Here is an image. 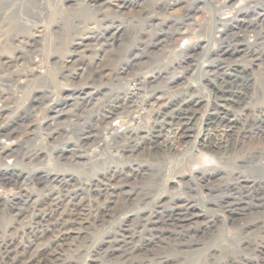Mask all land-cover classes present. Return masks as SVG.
Listing matches in <instances>:
<instances>
[{"label": "bare ground", "instance_id": "6f19581e", "mask_svg": "<svg viewBox=\"0 0 264 264\" xmlns=\"http://www.w3.org/2000/svg\"><path fill=\"white\" fill-rule=\"evenodd\" d=\"M89 1L93 6L97 3V0ZM231 1L232 0H226V4H229ZM65 2L68 6H71L69 8L80 7L83 9L84 6L83 2V5L72 2V0H65ZM55 4L54 7L56 6ZM104 4L105 3H103V5ZM113 5V7L120 9L128 7L130 4L126 1H121ZM49 6L51 5H49L48 0H0V8H39L40 10V8L45 9ZM62 8L65 9V5H62ZM260 8L262 11L256 14L257 17L255 21L257 20L256 23L261 21L262 24L264 21V8L261 6ZM69 10L74 11L75 9ZM230 11H236L235 13L233 12L235 16H241L242 18H244L246 14V12L241 11L239 8H237V10L233 8V10ZM23 12H25V10ZM187 12V15H189V11ZM230 13L228 14L230 15ZM50 15L52 16L51 13ZM56 15H54L55 18ZM62 18L64 19L63 16ZM6 19L7 12L0 15V43L6 40V38L3 37L10 24ZM216 20L217 22L228 21L229 16L218 17L216 15ZM29 21V19L22 20V22L18 21L15 22L14 25L18 27L23 25L26 26V28L28 26L36 27L40 33L45 29L44 27L46 24L43 26L38 25L35 21ZM185 21L186 20H183L179 24L180 27L182 26L181 28L177 26L174 31L175 35L170 32V38H172V36L175 38L190 34V26L182 29L185 25ZM261 24L258 23L260 29L257 31L254 40H252L253 42L248 40L246 34H244L243 37L236 35L238 38L234 37V40L238 42L234 44L235 46L226 45L214 50L213 55L218 58L227 56L233 57L234 55L245 53L249 55V59H247L246 63L233 66L229 65L228 71H225L226 68L222 66L223 60H212L209 65L210 70L205 71L204 81L201 87L208 86V89L210 87L213 110L203 122L204 126L207 128L204 134L206 141H203L202 145L206 149L207 153H205H209V163L203 165L197 172L192 173L193 175L189 177L188 180L181 182L178 186L176 185L177 191L173 194L168 195L164 192L166 183L164 181L165 178L170 176L173 171L175 172V168L180 165L179 163L187 156L194 155L193 143L196 142L195 135L197 133V130L194 128L196 114L194 115L195 110H192L191 106L185 103L183 98L198 93L197 89L192 90V88L190 89L188 87L191 81H188L185 75L194 65L192 63V57H194V54L200 49V43L195 44L191 52L181 48V61L190 59V64L188 63L189 67L185 69L184 73L182 72L183 74L177 75L176 78L174 76V78L167 77V82H163L165 87H161L162 84H159L163 91L159 96H155L156 90L149 86V78H144L133 73L132 78L128 80V85L122 89V95H120V92H117L106 96L105 92L104 95L106 97L104 96V99L100 101L97 100L94 105H91L93 109H95L87 110L89 113L86 112V115H83L84 117L82 118L77 111H79L82 104L86 106L91 102L90 99L93 97V94L89 92L82 94L84 91L82 87L80 89L81 92L75 97L73 95L72 98V96L69 95L70 97L66 101L70 100V105H73V108L71 107L72 109L68 111L70 117L68 119V125H66V127H61L66 128L65 132H69V135H75V141H73L74 143L70 147V165L73 167L79 166L86 172L94 167H98L99 171L93 175H83L84 179H80L77 178L78 175L74 176L71 174L67 177L65 174L59 175L36 170V177L34 180L32 179V181H29L27 178H24L26 181H23V179L21 180L23 175L17 174V171H15L16 160H14L15 163L10 164L8 161L9 164L0 166V215H4L6 212L8 214L13 213L7 225L0 228V264H77L78 259L82 256L84 257V254H88L90 251H94L97 258H100V255L103 253L106 257H110V259L113 256L115 257V255H118L119 259H123L131 256L133 253L130 243L134 239L135 231L132 228H135V230L141 228V232L143 230L153 232L156 236L154 237L158 239L157 242H169L178 235L181 236L191 232L195 233L196 229H199V226L196 225V221L205 216V210H200L198 206L202 205L203 207H207V203H211L215 207L228 209L230 211L240 202L241 199L239 197L249 198L254 196L256 197L254 199H257L259 203L263 204L264 179L257 181V177L253 176L251 173L252 171H257L261 173L264 178V100H258V97L255 96L256 94L252 87V78L249 75L250 69H252L250 65L253 66L252 61L255 58L259 60L262 53H264V47L262 48L261 46L264 44V29ZM227 27L226 31H228L230 26ZM118 30V28L114 31L112 30L108 38L105 39V43L101 42L103 39L100 40L103 36L100 32L94 33L92 37H85L89 38L91 41L93 39L94 42L96 41L101 47L98 49L101 50V56L99 55L101 58H98V55L95 56V60L94 58H88L90 62L87 65L90 67V71L92 69L90 72L92 76L102 75L105 65L101 72V70L98 69L99 66L97 67V65H95V61L99 63L109 51H113L115 48H113V43ZM162 32L163 36L158 32L150 42L154 41V43L156 42L155 44L158 42L159 44L166 43L168 31L166 29L165 31L162 30ZM224 34L225 29H218L215 34L213 33L210 39L219 40L224 37ZM81 43L80 40L73 45V48L79 47L77 49L80 50ZM207 44L208 40L206 41V45ZM149 45L150 44L147 46L149 47ZM201 48L205 50L204 54L208 55L212 53L207 50L208 46H201ZM147 49L143 52V54L147 56L146 59H148L149 54ZM76 57L78 56L75 55L74 58V55L70 53L67 62L70 65V69L68 68L69 71L67 69V75H69V78L72 77L75 80L77 77L81 78L85 70L82 67L79 68L80 70L72 67V65L74 66L75 64ZM240 57H242V54L239 56V59ZM139 59L136 60L135 65L131 67L133 69L132 71L138 70L141 66L143 61ZM32 61L33 62H30L33 63V65H37L36 62L38 63V60L36 61V59H33ZM25 62L27 61L25 60ZM9 64H11V62ZM110 66L112 65L110 64ZM8 68V65L6 67L5 65L1 66L0 72H6L5 69ZM122 70L123 69L119 68L117 72H123L124 70ZM116 74L114 76H117ZM150 78L151 81H154L157 76L153 75ZM183 79L187 80L189 83L185 87V84L183 86L180 85L183 88L172 86L173 83H175V85L183 84ZM23 81L22 79V82ZM16 82H18V79L15 80V83ZM22 82L20 81L19 83ZM113 83H110V85ZM107 84L109 85V83ZM146 88H150V92L145 94L147 91ZM171 88L175 89L174 92L170 93L168 89ZM143 89H145V91H143ZM142 92L143 94H141ZM166 93L168 95H166ZM181 93H183L182 98ZM10 97H3L0 92V114L6 107V100L8 102ZM38 98L39 97L32 99L30 103L33 105L30 106H34L35 104L38 105V100L40 99ZM59 105V100H56L53 105L50 106V109L54 110L57 115H49L46 118L47 125L50 126V129L53 131L58 130V124L60 123L57 120L60 114ZM61 108H63V106ZM117 118H125L127 122H125V125L122 127L113 126L112 122ZM65 122L63 121L62 123ZM12 131L13 130L9 128L0 127V138L6 135H9L8 138H10L16 134L12 133ZM26 137H29L28 134ZM143 146H147L148 148H146V157L148 156V158L140 160L138 159L139 157L136 158L135 155ZM212 153L216 156L212 155ZM7 156H15L14 158L20 156L19 161L22 159L21 162L27 161V164H31L34 161L36 163L39 159V153H37L36 150L19 152L18 148L13 150V147L5 146L2 140H0V161L7 158ZM78 161H84V163L80 165ZM126 170L129 171V175L125 172ZM248 172L250 173L246 174ZM91 173H93V171ZM125 173L127 175H125ZM226 175V179H223ZM138 177L142 185H138L139 187L134 185L135 187H130V189L125 190V188L129 186L127 185L129 180L134 182ZM259 177L261 178V176ZM52 183L56 184L58 189L57 191L55 190L56 192H53L54 195L52 194L54 196V198H52L54 203H51L48 207L37 205L36 199L38 197L36 196L37 198L32 200L33 195L30 191L27 190L25 194L23 193L25 189L32 190L37 186H41L44 191H47L45 195H49L52 191L49 192L48 186ZM201 184L207 187L208 199L206 198L207 195L204 198L199 196V185ZM162 190H164V193ZM155 193H157L158 196H156ZM27 204L28 206H26ZM5 210L6 212H4ZM123 214L126 215V220L119 223L117 222L115 227L114 222ZM130 221H136V224L131 226V229L125 226V223H129ZM131 222L129 225H131ZM110 227L113 228V230H110ZM98 232L104 233L107 238L112 237V239L106 241L101 239L100 242L94 243L93 240ZM153 240L154 239L148 240L144 246L140 245L137 248L138 253L143 259L133 260L132 258H127L129 260L126 261L125 259L124 264H168L169 260L167 258H163L155 249H152ZM183 244V241H179L177 246L182 247ZM242 249L246 253L252 255L253 258L255 257V260L231 256L226 257L220 264H264V234L256 238L254 242H246ZM41 253H45L48 258L41 260L39 257ZM92 264H96V262L94 261ZM99 264H110V260L104 259V261Z\"/></svg>", "mask_w": 264, "mask_h": 264}, {"label": "rangeland", "instance_id": "374dc122", "mask_svg": "<svg viewBox=\"0 0 264 264\" xmlns=\"http://www.w3.org/2000/svg\"><path fill=\"white\" fill-rule=\"evenodd\" d=\"M121 1H126L130 5L128 7L120 9L113 7V4H117ZM48 2L51 6L45 9L40 8V10L39 8H27L28 10L26 8H0V15L7 12L6 21L10 22V24L8 25L9 30L7 29L5 31V34H7H4L3 37L6 38V40H4V44L0 43V67L4 65L5 67L7 65L9 67L8 69H5L6 72H0V92L2 93L3 97L11 96V99L9 98L8 102L6 100V107L0 114V127L9 128L10 130H13L12 133L17 134L11 136L10 138H8L9 135H6L0 138V140H2V143L5 146L13 147V150L15 148H18L19 152L25 150H36L37 153H39V159L38 161H36V163L34 161L31 164H27V161L21 162L22 159L19 161L20 156L17 158H14L15 156H10L11 158L7 156V158H4L2 161H0V166L9 164V162L10 164L15 163L14 160H16L15 171H17V174L19 173L23 175V177L21 178V180L23 179V181H26V179L24 178H27L29 181H32V179L34 180L36 177V170H42L44 172H51L59 175L65 174L67 175V177L71 174L74 176L78 175L77 178L80 179H84L85 175H93L94 173H97L99 171L98 167H94L90 171L86 172L83 171V169L79 166L73 167L70 165V147L74 143L73 141H75V135H69V132H65L66 128L61 127H66V125H68V119L70 118L68 111L73 108V105H70V100H66L69 99L70 96H72L73 98V95L75 97L77 94H79L82 87L84 88L82 94L88 92L93 94V97L90 99L91 102L86 106L82 104V106L79 108V111H77L78 114L81 115L80 117L83 118L86 115V112L89 113V110L95 109H93V106L91 105H94L97 100L100 101L109 94H114L117 92L121 93L122 89L128 85V80L132 78L133 73H136L137 75L144 78H149V86H151L152 89L154 88L156 90L155 96H159V94L163 92L161 90V87H165L163 84L167 82L168 78H171L173 76L176 78L177 75L183 74L185 69L189 67L190 59L181 61V48L191 52L193 46L200 43V49L197 50V52L199 51L198 54L196 52L194 54V57H192V63L194 65L191 70H189V72L185 75L188 81H191L190 84L185 79H183V84H172V86L174 87H181L184 84L185 87L187 84H189L188 87L190 89L192 88V90H198L197 94H191L192 96H186L183 98L185 103H188L191 106L192 110H195L194 115L196 114L195 119L197 122L195 121L194 128L197 130V133L195 135L196 142L193 143L194 155L187 156L183 161L179 163L180 165L175 168V172L173 171V173L170 176H167L164 180L166 182L165 191L162 190V192L164 191L168 195L175 193L177 191V186L181 182L188 180L189 177L193 175L192 173L197 172L199 168L209 163V153L206 154V149L202 145L203 141H206L204 134L205 129L207 128L206 126H204L203 122L206 120V118H208V114L210 112H213V110L211 105L212 101L210 96L212 95V93H210V87L209 89L208 86H203L204 88L201 87L203 85L205 71L210 70L209 65L211 64L212 60H223L222 66L226 68L225 71H228L229 65L233 66L246 63L247 59H249V55H246L245 53H240L238 55H234L233 57L227 56L218 58L213 55V52L219 47L221 48L226 45L235 46L234 44L238 42L234 40V37H237L236 35L243 37V35L246 34L248 40H251V42H253L252 40H254L257 31L260 29L258 23L261 24V21H258V23H256V14L262 11L260 6L264 8V0H232L229 4H226V0H97V3L94 4V6L90 4L89 0H72V2L80 3L81 5H83V2V9L80 7L69 8L71 6H68L65 0H48ZM103 3L105 4L103 5ZM54 4L58 6L54 7ZM61 4L63 6L65 5V9L62 8ZM233 8L236 10L237 8H239L241 11L246 12L245 17L242 18L241 16H235L234 13L236 11H233L234 13L230 11L233 10ZM69 9L75 10L73 11ZM24 10L25 12H23ZM15 11H17L18 13ZM187 11H189V15H187ZM12 12L15 14H13ZM230 12H232L233 14ZM50 13L53 17L50 15ZM228 13H230V15ZM53 14H57L58 16L56 15L55 18ZM216 15L218 17L228 15L229 20L217 22ZM62 16L64 17V19L62 18ZM25 18L29 19V22L35 21L38 25L44 26L46 24L44 27L45 29L40 33L38 32L39 30L36 27L28 26L26 28V26L23 25H20L19 27L17 25H14L15 22H22V20H26ZM183 20L186 21L182 29L190 26V34L187 36H179L175 38L172 36V38H170V32L174 34L177 26L178 28H181L182 26L180 27L179 24ZM261 25L264 29V21ZM225 26H230L228 31H226L228 27L226 28ZM116 28H118L119 30L116 33L115 41L113 43V48H115L113 49V51H109L103 57V60H100L99 63L95 61V65H97V67L99 66L98 69H100L101 72L105 65L102 75L92 76V74H90L92 69L90 71V67H88L87 64L90 62L89 59L94 58L95 60V56L97 55L98 58H101V50H98L101 47L100 44L96 43V41L94 42L93 39L91 41L89 38L85 37H92L94 33L100 32L103 35L100 40L103 39L101 42L105 43V39L108 38V36L111 34V31H114ZM222 28L225 29L223 38L219 40L210 39L213 33L215 34L218 29ZM161 29L163 31L167 29L168 31L167 42L164 44H159V42L155 44L156 42L154 43V41L150 42L154 39V35L158 32H160L163 36V32ZM80 40L82 42L80 50L77 49L79 47L73 48V45L78 43ZM207 40L208 44L206 45ZM148 44H150L149 47L147 46ZM3 45L5 48L3 47ZM146 46L148 47V49ZM201 46H208L207 50L212 53L208 55L204 54L205 50H203ZM261 46L263 48L264 44ZM81 49L83 52L81 51ZM146 49L149 53L148 59H146L147 56L143 54ZM70 53L74 55V58L75 55L78 56L76 57L78 60L76 59L75 64L74 66L72 65V67L78 70H80L79 68L81 67L85 69L81 75V78L77 77L76 80L72 77L69 78V75H67V69H70V65L69 63H67ZM241 54L242 57L245 56L243 57L244 59L242 57H240L239 59V56H241ZM260 58L259 60L255 58L252 61L253 66L250 65L252 69H250L249 75L252 78V87L256 94L255 96L258 97V100H264V53H262ZM33 59H36V61L38 60V63L36 62L37 65H33V63H31L33 62ZM138 59L143 61L141 64L142 67L140 66L138 70L132 71L133 69L131 67L135 65V61ZM25 60L27 62H25ZM10 62L11 64H9ZM24 63L27 64L25 65ZM105 63L108 65H106ZM110 64L112 66H110ZM119 68L123 69L124 71L122 70L123 72H117ZM115 74L117 76H114ZM153 75L157 76V78L154 80L156 83L154 81H151L150 77ZM17 79L18 82L15 83V80ZM22 79L24 80L23 82ZM20 81L22 83H19ZM107 83H109V85ZM110 83L113 84L110 85ZM159 84H162L161 87L159 86ZM149 89L150 88H146L147 91L145 92V94L150 92ZM174 89L175 88L168 89V92H174ZM143 91H145V89H143ZM104 93L106 96L104 95ZM122 94L123 93H121L120 95ZM141 94H143V92ZM166 95L168 94L166 93ZM182 96L183 93H181V98ZM37 97L40 98H38L40 100H38V105L35 104L36 106H30L33 105L30 103V101L32 99H36ZM56 100H59L60 102V107L58 106V108H60V114L57 119L60 122V125L58 124V130L53 131L50 129V126L47 125L46 118L49 115H57L54 110L50 109V106L53 105ZM62 106L63 108H61ZM63 121L67 122L62 123ZM125 122H127L125 118H117L112 122V124L113 126L122 127L123 125H125ZM27 134L29 137H26ZM146 148L147 146L141 147L135 155L136 158L139 157L138 159L140 160L148 158V156L146 157L148 148ZM212 155L216 156L213 153ZM83 163L84 161H78V164L80 165H82ZM92 171L93 173H91ZM127 171L128 170H126L125 172L129 175L130 173L129 171ZM126 173L125 175H127ZM249 173L250 172L246 174ZM251 174L257 177V181H260V179H264L262 174L258 173L257 171H252ZM259 176H261V178ZM226 177L227 175L223 179H226ZM140 182L141 180L139 179V177L137 178V180H134V182H131L129 180V183L127 184L129 186L125 188V190L130 189V187H135L134 185H137V187H139L140 185H142ZM49 186V192L52 191V193H50L49 195H45V192L47 191H44L41 186H37L38 188L35 187V189L32 190L25 189L23 193L25 194L27 190L30 191L33 195L32 200L38 197L36 199L37 205L48 207L49 205H51V203H54L52 199L54 198L53 192H56L58 189V187H56L57 185L54 183L50 184ZM39 191H41L42 193ZM199 191V196L201 198L206 197V195V198H209L207 194V187L205 185H199ZM155 195L158 196L157 193H155ZM239 198L241 199L240 202L230 211L228 209L215 207L211 203H207V207H203L202 205L198 206L200 210H205V216L196 221L199 224L198 225L196 223V225L199 226V229H196L195 233L191 232L181 236L178 235L176 238L174 237V239L170 240L169 242H157L158 239L155 238L156 236L153 232H147V230H143L141 232V228H139V230H135V228H132L135 231L134 239L130 243V247L132 248L133 253L127 258H132L133 260L143 259V257L138 253L137 248L140 245L144 246L146 241L154 239L152 249H155V251L159 253V255L163 258H167L169 260L168 264H220L226 257L231 256H239L255 260V257L253 258L252 255L243 251L242 248L244 247L246 242H254L256 238H259V236L264 234V203H259L257 199H254L256 198L255 196L249 198ZM48 201L51 202L49 203ZM26 206H28V204ZM4 212H6V210ZM4 215H0V228L7 225L10 217L13 216V213L8 214L6 212ZM125 220L126 215L123 214L116 220V222H114V226L117 225V222L119 223ZM135 222L136 221H132L131 225L126 222L125 226L131 229V226L136 224ZM113 228L110 227L109 229L113 230ZM104 235V233L98 232L93 242H100L101 239L103 241L112 239V237L107 238L106 235ZM179 241H183L184 244L182 247L177 246V243H179ZM39 257L41 260H45L48 258L45 253H41ZM118 257V255H115V257L113 256L110 259V257H106L105 254L102 253L100 255V258H97L94 251H90L88 254H84V257L82 256L81 258H79L77 264H92L94 261L96 262V264H99L100 262L104 261V259H109L110 264H124L125 259L126 261L129 260L127 258L119 259Z\"/></svg>", "mask_w": 264, "mask_h": 264}]
</instances>
